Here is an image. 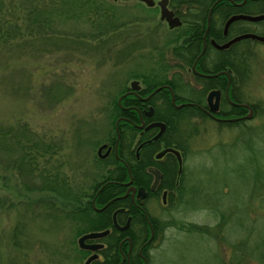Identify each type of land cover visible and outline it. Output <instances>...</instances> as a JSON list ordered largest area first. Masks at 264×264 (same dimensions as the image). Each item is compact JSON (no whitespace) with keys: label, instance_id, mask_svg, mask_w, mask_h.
Returning a JSON list of instances; mask_svg holds the SVG:
<instances>
[{"label":"rangeland","instance_id":"374dc122","mask_svg":"<svg viewBox=\"0 0 264 264\" xmlns=\"http://www.w3.org/2000/svg\"><path fill=\"white\" fill-rule=\"evenodd\" d=\"M74 1L0 0V30L6 23L15 30L0 45V143L10 145L0 149V264H83L78 237L103 227L90 206L85 215L81 209L109 174L96 150L115 135L120 93L134 77L169 69V78L187 65L174 56V35L185 26L171 29L160 6L89 0L113 18H87L66 14L80 4ZM207 3L169 0L167 9L192 22ZM234 50L243 64L238 98L252 115L231 126L180 114L186 154L179 202L149 203L162 226L148 249L150 264H262L252 247L264 237V43L242 39ZM207 55L210 68L215 49ZM179 71L192 82L180 92L188 97L199 84L185 66ZM22 160L25 173L17 168ZM48 183L52 190L41 188ZM244 239L245 257L235 248Z\"/></svg>","mask_w":264,"mask_h":264},{"label":"flooded vegetation","instance_id":"af4514ba","mask_svg":"<svg viewBox=\"0 0 264 264\" xmlns=\"http://www.w3.org/2000/svg\"><path fill=\"white\" fill-rule=\"evenodd\" d=\"M153 1L154 5L159 6L160 0ZM220 3L226 4L217 8L216 5ZM261 5H264V0H208L202 18H193L194 22L181 19L172 11L181 24L171 29L185 26L174 35V40L179 43L174 56L184 60L192 55L193 59L191 62L188 59L187 65H180L178 71L173 70L169 78L164 75L169 69L161 75L134 77L120 93L117 105L121 109L118 114H121L115 120V135L107 138V142H101L96 150L98 160L105 164L103 168L107 167L109 174L95 184L83 209L89 213L90 206L96 217L95 226L103 228L88 230L78 237L79 248L87 253L83 264L90 257L93 258L88 264H150L148 249L156 239L157 232L162 231V226L161 221L150 214L149 203L157 204L159 200L162 207H166L168 201L173 205L179 202L176 189L180 186L186 154L181 145L184 136L177 134L178 127L170 126V116L174 112L166 107L168 100L175 109L187 107L193 112L201 111L220 123L243 120L248 109L242 106L243 102L238 98L241 68L234 72L226 67L219 71L222 72L219 76H208L211 72L207 71L209 59L206 48L213 45L212 41L224 44L243 33L260 35V32H255L259 26L263 27V35L264 20L238 19L225 28L226 21L232 15L263 13ZM166 7H169V0H166ZM227 7L231 10L230 14L224 13L223 8ZM252 25L256 30L251 28ZM194 32L201 38L197 51L192 44ZM209 32L211 35H208ZM236 43L238 41L224 49L213 48L221 51L224 57L228 54L237 56L236 50L230 51ZM203 45L204 51L200 54ZM184 66L194 82L199 84L198 89L188 97L180 94L182 90L192 89V82L184 81V73L179 71ZM233 73L238 75V80ZM217 77L219 85L207 89L209 79ZM211 90L220 92L218 110L212 114L208 102ZM211 102L214 104L215 96ZM232 118L238 119L230 121ZM92 232L103 234L79 241Z\"/></svg>","mask_w":264,"mask_h":264},{"label":"trees","instance_id":"16d2710c","mask_svg":"<svg viewBox=\"0 0 264 264\" xmlns=\"http://www.w3.org/2000/svg\"><path fill=\"white\" fill-rule=\"evenodd\" d=\"M26 1L29 3L30 0H26ZM58 1H60V0H48V2L51 3V4H53V5H56ZM75 1L76 2L80 1V4L77 5L78 8L77 7H74V8L72 7L71 10L68 11V13H66V14H69L70 12L79 11L80 14L81 13H84V16L88 18L89 13L91 12L92 16L95 13L99 17H105V18H108V19L113 18L112 15H109L105 10H103L102 6H100L99 8H97L98 6H96V4H94V6H93L94 1H89V0H75ZM75 1H74V3H76ZM223 4H226V3H220V4L216 5V7L217 8H220L219 5H223ZM261 6L263 7V10L262 11H264V5H261ZM223 10H224V13H228V14L231 13V10L229 9V7L223 8ZM100 12H102V13L100 14ZM38 17L39 16H37L36 18H38ZM47 19L48 18H45L44 20H41V19L39 20L38 19L39 21L36 20V24H38L41 27L42 24L44 25L46 23ZM1 20L2 19L0 18V21ZM31 21L33 22V20H31ZM6 24H8L9 28H6L4 31L0 30V45L2 43H4V42L8 41L9 39H11V37L14 36V35H11L10 36V34H9V32H13V33L15 32V30L12 28V24H10V23H6ZM211 24H212V22H211ZM0 25H2V24H0ZM208 35H211V33L209 32ZM192 37L194 38V40L192 41V44H193V46L196 47L195 48V51H197V49L200 47L199 44H200V39L201 38L198 37V35H197L196 32L193 33ZM210 50H213V47H211L210 45H208L207 48H206V55L209 53ZM215 53H216V57L214 59V62L212 64V66L210 68L207 67V71L208 72L216 73V72H218V71H220L222 69H225L226 67L231 68L235 72L239 68H242L243 67L242 62L241 61L239 62V60H238L239 58H237V56L224 57L223 54H222V52L219 51V50H216V49H215ZM188 59H189V62H191L192 59H193L192 55H188L186 58H184V61L187 62ZM218 80H219L218 77L217 78H211V79H209L208 85H206V88L208 89V88L214 87L215 85H219ZM166 107L168 108V110L170 109V112H172V110H173V112L175 113L174 114L172 112L173 115L170 116V118H171V121H170V124L171 125L170 126L173 127V128L174 127H176V128L178 127V123H179L178 121L180 119V114L183 113L184 110H187L188 111V114H191L192 116H197V115L198 116H203V117H206L207 116V115H205L201 111L193 112V111H191V109H189L187 107L186 108L184 107V108H181V109H175L170 104L169 100H168V104H167ZM120 110L121 109L117 106V111L120 112ZM176 113H177L178 117H176ZM119 114H121V113H119ZM224 124L231 125V126L232 125H239V124H241L243 126V125L246 124V120H241V121H236V122H226ZM2 143L3 142L0 143V149H2L4 147H6V149H9L10 145L8 143H6V144L4 143V145H2ZM15 144L18 145L19 147H25V146L27 147L28 146L26 143L20 142V140H17ZM25 156H26V154L23 155V159L25 161H27L25 159ZM20 162H21L20 165H22V167H18L17 166V168L19 170L23 171L24 170L23 160L20 161ZM44 180H46V177H44ZM38 188H39V190L41 188L47 189V191L52 190V188L50 186V183H48L47 185H44L41 188L40 187H38ZM75 200H77V199H75ZM82 213H83V215H85L88 212H86L85 210H82ZM235 248L238 251L240 250L241 254H243L244 257L248 254L247 253L246 239H244L243 241H241L239 244H236L235 245ZM252 249L257 252L258 258H259V262L262 263V264H264V237H261L259 239L258 243L256 244V246H253ZM250 252H251V250H250Z\"/></svg>","mask_w":264,"mask_h":264},{"label":"water","instance_id":"95a60500","mask_svg":"<svg viewBox=\"0 0 264 264\" xmlns=\"http://www.w3.org/2000/svg\"><path fill=\"white\" fill-rule=\"evenodd\" d=\"M141 1H145L147 4H150V5L154 4L153 0H141ZM159 6H160V9H161V16L160 17H161V19H165L168 22L170 28H173L174 26L180 25L181 22L178 20V18L174 17L173 12L167 9L166 0H160L159 1ZM238 19H244V20H249V21H259V20H264V14H257V15L236 14V15H232L226 21L225 28H227V26L231 22H233L235 20H238ZM247 38L253 39V40H257V41H260V42H264V35H258V34H255V33H243V34H240L238 36H235L234 38L230 39L229 41H227L224 44H216L214 41H212V43L215 45L216 48L224 49V48L229 47L231 44H233V43H235V42H237L239 40L247 39ZM203 51H204V45H203V48H202V51H201L200 54H202ZM208 76H216V74H211V75H208ZM132 89H135V88L132 86ZM219 94H220L219 90H211L208 93V102H209L210 114H212V113H214L215 111L218 110ZM226 95H227V93H226ZM213 96H215L214 104H212V102H211ZM119 102H120V100H119ZM172 102L174 103V99L173 98H172ZM177 106L179 107L181 105H177ZM243 106L248 108V110H249V113L247 115H245L243 118H250L251 115H252V109L249 106H247V105L243 104ZM237 119L238 118H232V119H229V120L230 121H234V120H237ZM159 125H162V124H159ZM102 234L103 233H97V232L88 233V234L84 235L83 237H81L79 241L81 242L84 238H93V237L100 236ZM92 258L93 257H90L85 262V264H88V262Z\"/></svg>","mask_w":264,"mask_h":264}]
</instances>
